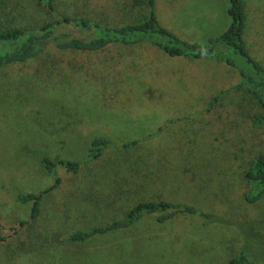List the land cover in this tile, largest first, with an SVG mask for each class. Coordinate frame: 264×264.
Wrapping results in <instances>:
<instances>
[{
  "label": "rangeland",
  "instance_id": "rangeland-1",
  "mask_svg": "<svg viewBox=\"0 0 264 264\" xmlns=\"http://www.w3.org/2000/svg\"><path fill=\"white\" fill-rule=\"evenodd\" d=\"M244 1L247 48L264 66V0ZM228 7V0H156L160 25L199 45L229 28ZM61 29L93 37L78 26ZM137 44L69 53L71 64L60 62L50 75L35 74L34 65L0 74V217L6 227L28 223L18 240L0 243V264H229L241 252L264 264V197L247 201L244 178L264 154V110L249 93L232 90L241 69L249 70L245 60L226 50L235 68ZM98 138L110 145L89 162ZM44 157L83 164L76 174L59 170L60 184L43 195L33 219V204L19 197L54 186ZM153 200L194 213L163 222L149 215L70 240Z\"/></svg>",
  "mask_w": 264,
  "mask_h": 264
},
{
  "label": "trees",
  "instance_id": "trees-1",
  "mask_svg": "<svg viewBox=\"0 0 264 264\" xmlns=\"http://www.w3.org/2000/svg\"><path fill=\"white\" fill-rule=\"evenodd\" d=\"M228 15L231 19L229 28L206 44L185 42L167 29L157 19L156 0H120L97 3V0H26V3L11 0H0V74L16 66L34 65L35 74L56 73L60 62L71 64L65 58L69 53H90L103 50L111 45L134 46L137 43L149 42L170 57L201 59L204 57L226 62L237 67L230 58V51L243 58L249 70L241 69V82L232 90L249 93L264 110V66L253 59L245 41L247 8L244 0H228ZM70 9L72 16L66 11ZM100 13L89 14L87 11ZM128 13L129 20H128ZM78 26L92 31L90 39L75 38L62 31V26ZM223 46L222 50H218ZM227 54V56H226ZM52 62V63H50ZM39 76V75H35ZM27 78L21 80L26 82ZM217 101V100H215ZM138 141L125 145L134 147ZM110 141L94 139L89 162L99 160ZM142 165L147 164L140 160ZM88 163V162H87ZM83 163L54 162L43 158V165L49 174L56 176L51 189L41 194H25L19 197L22 204L32 203V218L38 212L43 195L55 189L61 182L57 175L63 169L76 174ZM58 177V178H57ZM250 186L246 194L247 201L256 202L264 197V154L258 156L244 174ZM179 213L193 214L189 205L172 201H148L135 205L128 213L126 220L117 221L108 228L94 229L92 232L76 231L71 236L72 242L89 239L94 234L119 228H128L143 217L158 215L163 222ZM217 219V218H216ZM218 220V219H217ZM27 222L6 227L0 217V243L6 244L18 240ZM229 264H256L250 261L245 252H241Z\"/></svg>",
  "mask_w": 264,
  "mask_h": 264
}]
</instances>
